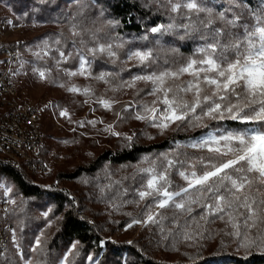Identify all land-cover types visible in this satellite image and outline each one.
Masks as SVG:
<instances>
[{
    "label": "rangeland",
    "instance_id": "1",
    "mask_svg": "<svg viewBox=\"0 0 264 264\" xmlns=\"http://www.w3.org/2000/svg\"><path fill=\"white\" fill-rule=\"evenodd\" d=\"M24 1L0 0V18L3 17L10 22L11 29L8 32L10 37L24 41L20 60L13 72V81L19 97L24 102L33 105L41 114V129L44 134L43 138H45L44 144L47 147L45 158L49 165V172L44 176H33L32 181L39 183L43 188L64 192L71 199L76 211L81 212L82 208L84 215L89 217L90 224L93 221L97 222L101 234L108 241L139 245L160 259H174L177 257L176 253L185 256L187 253L180 252V250H189V248L199 245L209 247L208 249L212 251L223 245L224 248L237 254L256 250L260 241L249 247H241L237 238L226 234L233 231L232 226L227 222V215L224 216L223 220L205 221L201 219V215L188 218V215H192L188 211H184L185 213L175 211L171 209L172 207L160 209L152 206L149 212L146 206L152 203V199L147 198L144 201H139L137 195V189L141 185L140 176L136 175L137 168L148 166L142 162L117 167L104 166L93 175H81L74 180H69L66 176L60 175L72 172L96 152L111 148L117 139L122 137L121 130H127L133 126L138 132L137 134H128V136L140 140H148L150 137L148 133L155 136L161 133L159 129L147 124L146 120L134 118L138 111L142 112L140 107L142 104L151 105L152 101L156 99V97L148 95L151 84L137 81L134 87H128L127 82L136 75L158 72L163 68L155 67L154 61L151 67L148 63L147 65H140L135 58L129 59V52L134 51L117 50L114 57H110L107 53L97 52L96 54L107 60L113 58V61L127 73L123 79H117L114 74L109 72L111 75L107 77V83L97 80L95 77L100 73L108 72L103 69L93 70L90 65L86 66L87 72L91 73L90 75L86 73L85 75L69 76L67 75L68 72L78 71L81 57L84 56V53L81 52L83 48L84 51L87 50L86 52H88L98 43L112 44L113 46H116L117 43L115 44L108 37L93 39V34L96 35L97 32L104 36L108 34L105 25L96 24L93 26L94 18L88 19L87 24L85 23L78 28L79 36H74L70 23L68 25L51 24L48 21L35 18V15L30 13L31 9L26 8ZM139 1L169 17L168 24L183 23L180 18L183 9H181V13H172L164 0H160L159 3L155 0ZM71 3L64 0L63 5L64 11L68 10L67 13L70 14L71 11L76 10V7ZM64 32L68 35L69 40L77 42L79 48L76 49L61 39V33ZM56 51L57 54H55ZM61 52L64 54L63 57L60 55ZM162 52L167 53L165 49ZM149 62L151 63V60ZM186 62L173 65L170 68L175 69ZM141 66L147 71L137 72L136 69ZM41 71L46 73L43 78L39 75ZM189 79L191 77L185 74L178 81H169V84L175 86ZM72 87L80 89V91H70L69 89ZM83 89H90L89 94H85ZM100 98L113 101L111 110L106 109L98 102ZM186 98L191 99V95L189 94ZM156 107L162 109L163 105L157 104ZM62 112H65L66 115H61ZM88 121H94L95 124H90ZM206 121L208 120L205 119L203 123ZM179 123H173L167 130L190 129L186 123ZM109 125L112 126L114 132L120 135H113L106 131L105 129ZM125 141L127 140L125 139ZM184 148L193 152L208 153L206 149ZM229 158L231 157H225V159ZM0 182L4 183L5 188H11V192L0 189V196L6 195L9 201L15 200L17 203L18 197L13 195L16 181L6 172V168L0 167ZM121 183L127 190H125L128 193L127 196H124L120 191ZM184 183L186 184L185 181ZM259 195L264 196V189H261ZM176 200L180 202L181 198L177 197ZM135 201H139V203ZM16 203H9V220H5L7 224H12L7 246L10 245L20 257V264H35L43 241L50 238L62 219L63 212L53 215L50 207L39 208L36 211V220L39 221V226L36 228L37 233L33 243L25 252L18 241L19 231L13 219V209ZM156 213H160V216L156 217L160 221L158 224L149 223L145 225L143 222L132 224L133 220L143 221L147 214L155 216ZM171 217L175 221H171ZM175 223L179 224L176 225ZM129 224H132V227H128ZM261 229H264V224L253 228L249 232V237L255 238L256 236L252 237V233H258ZM164 230L172 231L168 243H164V238H166L163 234ZM243 231L244 229L241 228V232ZM37 239L41 241L39 246L36 245ZM74 242L77 241H72L71 244ZM71 244L56 257L53 264H61ZM79 248L80 245L77 244V248L68 255L66 264H70L73 257L79 254ZM100 255L94 256L92 251H89L83 258L82 264H89L88 256L99 260Z\"/></svg>",
    "mask_w": 264,
    "mask_h": 264
},
{
    "label": "snow or ice",
    "instance_id": "2",
    "mask_svg": "<svg viewBox=\"0 0 264 264\" xmlns=\"http://www.w3.org/2000/svg\"><path fill=\"white\" fill-rule=\"evenodd\" d=\"M155 2L159 3L160 0ZM164 2L172 13H181L183 9L181 15L188 23L158 25L150 31L171 32L177 27H183L185 35L200 32L203 43L196 49V58H190L185 64L175 69L169 67L158 72L136 75L127 82L128 87H134L137 81L150 83L148 95L156 97L151 105L142 104V112L138 111L134 118L146 120L161 133L177 122L186 123L189 127H208L203 123L205 119L232 121L236 126L224 130L209 129L189 144L177 143V149L192 147L207 150V156L198 157L190 165L188 159H169L168 153L161 154L162 159L158 161L144 157L142 163L148 166L138 167L136 171L141 180L140 188L137 189L139 201L152 199V203L146 206L149 212L152 206L184 210L186 205L197 202L186 199L195 191L213 201L205 205L208 212L202 215L201 219L207 221V216L211 214L223 220L227 215V222L233 231L226 234L237 238L241 247H249L257 241L264 244V229H261L255 238L249 237L253 228L264 224V196L259 195L261 189H264V13L257 15L256 22L251 25L240 23V16L226 19L218 13L217 19L221 25L214 26L216 21L212 18L211 10L203 6V0ZM200 13H206V18L201 19ZM193 16L196 20H193ZM118 23L119 21L109 20L107 26L115 28ZM78 28L77 23L72 24L74 36L80 35ZM93 39H96L95 34ZM112 49V44L98 43L89 51L93 55L99 52L114 57L116 53ZM60 55L63 57V52ZM128 56L129 59L135 58L140 65H147L152 60L151 51L129 52ZM89 63L81 57L78 71L68 72L67 75H90L86 67ZM185 74L191 79L175 86L169 84V81H178ZM39 75L43 78L46 73L41 71ZM110 75L102 72L95 79L107 83V77ZM69 90L80 91L75 87ZM83 92L89 94L90 89H83ZM189 94L191 99L186 98ZM98 102L111 110L113 101L100 98ZM157 104L163 105V108L156 107ZM61 115L66 113L62 112ZM88 123L95 124L94 121ZM241 125L243 127H240ZM105 130L113 135H120L112 130L111 125ZM125 139L131 142L132 137L126 136ZM186 165L189 167H185ZM197 165L200 167L199 172ZM173 168L186 182V186H178L175 191L170 190ZM0 189L11 192V188H5L2 182ZM177 197L181 198L180 202L176 200ZM9 203L16 202L10 200ZM187 210L190 212L191 208ZM158 216L160 213L155 216L147 214L145 220H133L132 224H158ZM132 224L128 227H132ZM241 228L244 229L243 232ZM40 243L37 239L36 245L39 246ZM78 243L71 244L61 264H66L68 255L77 248ZM87 259L89 264H99V260L93 259L92 256Z\"/></svg>",
    "mask_w": 264,
    "mask_h": 264
},
{
    "label": "trees",
    "instance_id": "3",
    "mask_svg": "<svg viewBox=\"0 0 264 264\" xmlns=\"http://www.w3.org/2000/svg\"><path fill=\"white\" fill-rule=\"evenodd\" d=\"M66 1L72 2L71 4L76 7V10L71 11V14L67 13L68 10L64 11V0L63 2H60V0H25L24 3L27 6L26 8L31 9L30 13L34 14L35 18L48 21L51 24L61 23L68 25L70 23L72 25V23H77L80 28L89 21L88 19L94 18L93 26L102 24L108 30L106 36L97 32L96 37L100 39L108 37L115 44L117 43L119 47L117 44L113 46L112 50L114 52L117 50L151 51L152 60L151 63L148 62L149 67L152 66L153 61L155 67L164 69L188 61L190 58H196V49L203 43L200 39V32H192L190 35H185L183 27H177L174 32L152 33L150 31L152 27L166 25L170 18L149 6H145L139 0ZM203 6L211 10L212 18L216 21L214 26L221 25L220 20L217 19L218 13L224 15L226 19L240 16V23H248L250 25L256 22L257 15L264 13V0H203ZM206 16V13H200L201 19H205ZM180 18L183 23L178 25L188 23V20L182 15ZM109 20L119 21V23L115 28H111L107 26V21ZM193 20H196L195 16H193ZM61 39L76 49L79 48L77 42L73 43L74 41L69 40L66 32L61 33ZM80 49L82 50L81 47ZM164 49L167 53L162 52ZM86 51L83 48L81 52L84 53L83 57L90 62L89 65L93 70L103 69L108 73L114 74L117 79H123L127 76V73L113 61V58H111L112 60H107L97 54L93 55L91 52ZM55 54H57V51ZM136 70L139 73L147 71L142 66ZM146 123L149 124L148 122ZM204 124L208 125V127H190V129L183 130L176 128L165 130L156 136L148 133L150 136L148 140L132 137L131 142L125 141V137L128 134H137L138 132L131 126L127 130H121L122 137L117 139L111 148L96 152L89 160L78 165L72 172L60 175L66 176L69 180H74L81 175H93L104 166L117 167L138 164L146 156L158 161L162 159L161 154L164 153L170 154L169 159H188L190 165L198 157L207 156L208 153L193 152L184 147L177 149V143L181 145L189 144L195 138L208 132L209 129L220 128L224 130L236 126L234 122L227 120H208ZM240 127H243V125ZM46 150L47 147L44 144L41 149L44 160H46ZM172 153H178V155H171ZM189 165L185 167H189ZM196 169L198 172L200 171L199 165L196 166ZM6 172L16 181L13 195L18 197V200L13 209V219L19 231L18 241L23 251L26 252L28 250L36 237V228L39 226V221L36 220V211L39 208L50 207L53 215L63 212V217L50 238L47 241H43L35 264H53L56 257L72 241L79 242L80 248L79 254L73 257L70 264H82L83 258L89 251H92L94 256L101 254L99 264H264V244L261 243L256 250L243 254L233 253V251L224 248L223 245L216 247V250L213 251L209 250V247L199 245L189 248V250H180V252L187 253L185 256L176 253V258L168 260L155 257L139 245L108 241L101 234V229L98 227L97 222L92 220L93 223L90 224L89 217L84 215L82 208L81 212L76 211L73 208L71 199L64 192L43 188L39 183H35L28 177L25 178L23 174L17 173L12 169L6 168ZM180 178L176 173V169L173 168L170 177L173 182L170 188L171 191L178 190V186L183 187L186 185L183 179ZM125 190V186L121 183L120 191L124 196H127L128 193ZM186 199L197 202L186 205L184 210L174 207L171 209L187 212L190 207L191 211L188 212L192 215H188V218H192L195 215H204L208 212L205 205L213 203V201L206 199L195 191L190 196H187ZM214 219L219 218L211 214L207 216V221ZM170 220L175 221L172 217ZM175 224L178 225L179 223ZM171 233L172 231H163L166 236L164 243L169 242ZM252 234V237L257 235V233ZM157 235L160 236V234ZM19 258L14 249L8 245L3 255L0 256V264H20Z\"/></svg>",
    "mask_w": 264,
    "mask_h": 264
},
{
    "label": "built area",
    "instance_id": "4",
    "mask_svg": "<svg viewBox=\"0 0 264 264\" xmlns=\"http://www.w3.org/2000/svg\"><path fill=\"white\" fill-rule=\"evenodd\" d=\"M0 23L7 25V33H0V149L17 151L21 159H28V165L44 176L49 172V165L47 160L38 159V148H41L39 136H42L37 127L38 110L20 99L13 81L14 66L20 60L18 47L23 42H6L5 34H8L11 25L8 20ZM5 69H12V78H5ZM0 211H5V220H9V201L4 199ZM11 229L12 224L11 228H4V221H0V256L3 255V249L7 248Z\"/></svg>",
    "mask_w": 264,
    "mask_h": 264
},
{
    "label": "bare ground",
    "instance_id": "5",
    "mask_svg": "<svg viewBox=\"0 0 264 264\" xmlns=\"http://www.w3.org/2000/svg\"><path fill=\"white\" fill-rule=\"evenodd\" d=\"M0 22H7V20L4 18H0ZM0 33H7V25H2V23H0ZM5 41L6 42H21V41L23 42V44L20 47H18V58H20L21 52L24 46V41L21 39L10 37L9 34H5ZM15 67L16 66H14V69ZM5 78H12V69H5ZM35 110H38V109L35 108ZM37 127H38V130L40 131V134H42V136H39V146H41V148H38V159L44 160L42 157V153H41V149L44 146V138H43V132L41 129V114L39 110L37 113ZM0 158H5V159H0L1 168L12 169L16 171L17 173L25 175L31 180L33 176L36 177V175H41V174H38L35 167H33L32 165H28V159H21V155L18 154L17 151H14L12 149H0ZM15 164H19V166ZM4 199L6 201H9V198L6 195L0 196V208L4 204ZM0 221H4V228H11V225L9 223L7 224L5 221V211H0ZM5 249L6 248L3 249V252L5 251Z\"/></svg>",
    "mask_w": 264,
    "mask_h": 264
}]
</instances>
